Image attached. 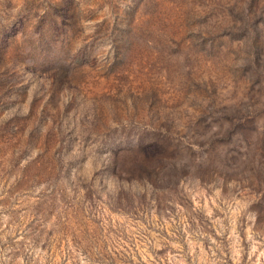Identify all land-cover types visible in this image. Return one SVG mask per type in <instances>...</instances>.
<instances>
[{"label": "rangeland", "instance_id": "rangeland-1", "mask_svg": "<svg viewBox=\"0 0 264 264\" xmlns=\"http://www.w3.org/2000/svg\"><path fill=\"white\" fill-rule=\"evenodd\" d=\"M0 264H264V0H0Z\"/></svg>", "mask_w": 264, "mask_h": 264}]
</instances>
